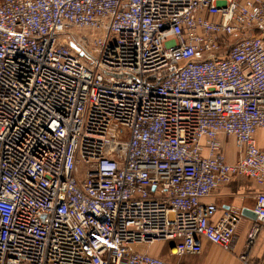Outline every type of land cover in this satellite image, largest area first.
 <instances>
[{"label":"built area","instance_id":"obj_1","mask_svg":"<svg viewBox=\"0 0 264 264\" xmlns=\"http://www.w3.org/2000/svg\"><path fill=\"white\" fill-rule=\"evenodd\" d=\"M258 130L264 0H0V264L229 251L238 218L203 200L236 177L259 186L251 244Z\"/></svg>","mask_w":264,"mask_h":264},{"label":"crops","instance_id":"obj_2","mask_svg":"<svg viewBox=\"0 0 264 264\" xmlns=\"http://www.w3.org/2000/svg\"><path fill=\"white\" fill-rule=\"evenodd\" d=\"M257 146L264 150V131L256 133ZM221 150L229 163L239 159V154L234 146V139L224 135L219 136ZM259 192L258 184L250 178L236 177L226 184L219 185L204 203H212L217 211L211 218L216 223L224 211L233 212L236 216L234 234L229 251L202 241V252L196 256L183 257L182 264H244L240 255H245L246 264H264V230L260 231L251 244L247 243V234L254 218L250 217L255 203V196Z\"/></svg>","mask_w":264,"mask_h":264},{"label":"rangeland","instance_id":"obj_3","mask_svg":"<svg viewBox=\"0 0 264 264\" xmlns=\"http://www.w3.org/2000/svg\"><path fill=\"white\" fill-rule=\"evenodd\" d=\"M171 244L172 243H165V242L164 243H156L151 248H149L148 251L150 252V254L160 256V257H164V258H170V260H172V261H178V259H176V258L169 257L168 251H169V247ZM138 250L143 251L144 249L139 247Z\"/></svg>","mask_w":264,"mask_h":264},{"label":"water","instance_id":"obj_4","mask_svg":"<svg viewBox=\"0 0 264 264\" xmlns=\"http://www.w3.org/2000/svg\"><path fill=\"white\" fill-rule=\"evenodd\" d=\"M250 217H252V218H256V216H255V214L253 213V212H251V216ZM174 247V244L172 243L171 245H170V249H172Z\"/></svg>","mask_w":264,"mask_h":264},{"label":"trees","instance_id":"obj_5","mask_svg":"<svg viewBox=\"0 0 264 264\" xmlns=\"http://www.w3.org/2000/svg\"><path fill=\"white\" fill-rule=\"evenodd\" d=\"M170 249V248H169ZM153 255V254H152Z\"/></svg>","mask_w":264,"mask_h":264}]
</instances>
